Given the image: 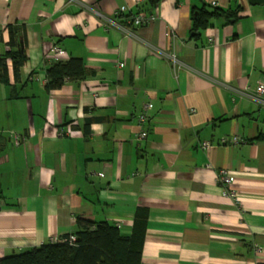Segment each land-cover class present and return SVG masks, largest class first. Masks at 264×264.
I'll return each instance as SVG.
<instances>
[{
    "label": "crops",
    "instance_id": "0c3cea01",
    "mask_svg": "<svg viewBox=\"0 0 264 264\" xmlns=\"http://www.w3.org/2000/svg\"><path fill=\"white\" fill-rule=\"evenodd\" d=\"M203 8L220 16L195 27ZM10 25L27 61L0 83V260L79 219L130 236L144 211L142 264H264V0H0V57ZM71 59L82 78L46 90ZM232 137L244 143L219 144Z\"/></svg>",
    "mask_w": 264,
    "mask_h": 264
},
{
    "label": "trees",
    "instance_id": "16d2710c",
    "mask_svg": "<svg viewBox=\"0 0 264 264\" xmlns=\"http://www.w3.org/2000/svg\"><path fill=\"white\" fill-rule=\"evenodd\" d=\"M161 0H150L151 6ZM200 21L195 23L210 25L212 17L220 16L217 12L203 8L199 12ZM135 16V15H134ZM133 14L121 16V25H132ZM201 22V23H200ZM9 51L0 57V83L9 84L8 61H12L16 81L27 61L26 50L20 42L25 37V26L9 27ZM84 64L80 59H71L67 63H56L47 71L46 90L60 89L67 79L82 78ZM6 139L0 136V152ZM147 231V216L138 211L132 234L124 236L118 227L107 222L96 223L79 219L78 230L60 240L13 254L0 260V264H142V253ZM75 238L72 242L71 239Z\"/></svg>",
    "mask_w": 264,
    "mask_h": 264
},
{
    "label": "built area",
    "instance_id": "2783aa9c",
    "mask_svg": "<svg viewBox=\"0 0 264 264\" xmlns=\"http://www.w3.org/2000/svg\"><path fill=\"white\" fill-rule=\"evenodd\" d=\"M144 1H146V0H136V3H137V4H141V3H143ZM213 6H217V3H213ZM123 11H125V8L121 9V12H119V14L121 15V13H123ZM147 22H148V20L145 18V16L139 14V15L134 16L132 24H133V26H135V27H141V26H143L144 24H146ZM54 53H56V55H57V54H60V49L56 48V49L54 50ZM167 57H168V59L172 62V64H173L174 66L177 67V64H179V62H178V60H177V58H176V55H175V54H170V55H167ZM120 66L123 67V65H120ZM263 96H264V86L262 85V86L258 87V89H257V96H256L257 100H258L260 103H263V101H260L261 98H262ZM147 107H148L147 110L144 111V113L141 114V115L139 116V119H138L140 125H142V126H143V125L146 123V121H147V118H148L147 111H149V110L151 109L150 106H147ZM147 135H148L147 131L143 130V131L139 134L138 138H139L140 141H145L146 138H147ZM225 142H226V141H223V143H225ZM230 143H231V144L239 145V144H241V143H244V140L241 139V138H239V137H232V138L230 139ZM217 181L222 182V183L224 184V186L229 187L230 185L233 184L234 179L231 177L230 172H228V171H226V170H223L222 172H220V173L217 175ZM228 192L230 193V192H233V191L228 190ZM234 193L236 194V192H234ZM233 196H234V194H233ZM71 241L74 242V241H75V238H72ZM54 242H56V241H54Z\"/></svg>",
    "mask_w": 264,
    "mask_h": 264
},
{
    "label": "rangeland",
    "instance_id": "374dc122",
    "mask_svg": "<svg viewBox=\"0 0 264 264\" xmlns=\"http://www.w3.org/2000/svg\"><path fill=\"white\" fill-rule=\"evenodd\" d=\"M255 100L258 101L256 97H255ZM260 101H263V99L261 98ZM258 102H259V101H258ZM148 106H149V105H148ZM147 108H148V107L145 106L144 111H146ZM144 111H143L141 114H143ZM141 114H140V115H141ZM147 114H148V111H147ZM138 119H139V118H138ZM147 121H148V118H147ZM147 121H146V122H147ZM139 124H140V123H139ZM141 126H142V125H141ZM223 141H226V142L223 143ZM219 144H220L221 146L236 145V144H231L230 141L227 140L226 138H225V139H222V140L220 141ZM203 147L207 149V148L212 147V145H211V143H209V142H204V143H203ZM222 171H223V170L219 171L218 174H219L220 172H222ZM231 177L234 179V182H233V184H234V183H235V178H234L232 175H231ZM218 183H219L222 187H225V188H226V189L224 190V192H223L225 196H227V197H228V196L231 197L236 203L239 202L238 194H237V193L235 194L234 191L229 193V192H228V188H227V186H224V184H223L222 182H219V181H218ZM233 194H234V196H233Z\"/></svg>",
    "mask_w": 264,
    "mask_h": 264
}]
</instances>
